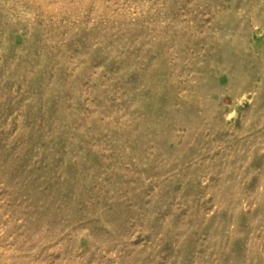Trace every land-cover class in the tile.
Returning a JSON list of instances; mask_svg holds the SVG:
<instances>
[{
	"label": "rangeland",
	"instance_id": "obj_1",
	"mask_svg": "<svg viewBox=\"0 0 264 264\" xmlns=\"http://www.w3.org/2000/svg\"><path fill=\"white\" fill-rule=\"evenodd\" d=\"M47 1L0 0V264H264V0Z\"/></svg>",
	"mask_w": 264,
	"mask_h": 264
},
{
	"label": "bare ground",
	"instance_id": "obj_2",
	"mask_svg": "<svg viewBox=\"0 0 264 264\" xmlns=\"http://www.w3.org/2000/svg\"><path fill=\"white\" fill-rule=\"evenodd\" d=\"M6 2H7V0H1V3H2V4H5ZM42 2H43V3H48L47 0H41V4H42ZM34 7H35V9H36L37 6H34Z\"/></svg>",
	"mask_w": 264,
	"mask_h": 264
}]
</instances>
